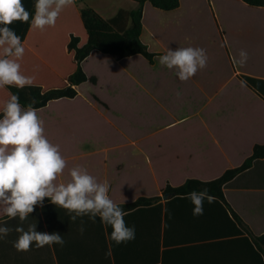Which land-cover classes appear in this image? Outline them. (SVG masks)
<instances>
[{
    "label": "crops",
    "instance_id": "1",
    "mask_svg": "<svg viewBox=\"0 0 264 264\" xmlns=\"http://www.w3.org/2000/svg\"><path fill=\"white\" fill-rule=\"evenodd\" d=\"M74 6L84 7L79 0H75ZM74 6L64 11L69 14ZM251 12L261 13V16L252 17L246 24H237L234 32L238 35L233 38L219 23L223 31L220 35L222 48L216 55L206 51L207 67L193 78L182 82L175 70L160 66L168 76V81L165 76L161 83L162 88L151 90L147 84L142 86L162 107L163 119L167 121V125L153 130L157 141L152 151L164 152V155L150 157L152 176L158 173L156 161L159 164L163 160L167 164L166 183L159 195H163L168 184L177 187L190 179L215 180L228 170L241 167L253 155L255 147L264 144V7H251ZM145 29L144 17L143 37ZM245 39L251 40V44L249 41L246 48L247 62L240 66L234 62L240 59L241 51L235 43L240 40L243 45ZM148 47L150 49V45ZM152 52L159 54L155 63L146 60L158 68L159 57L166 51ZM241 81H245L246 86L242 87ZM97 97L99 100L94 98L98 103L109 108L108 103ZM60 100L51 101L38 111L44 112ZM162 133H167V140L160 138ZM88 138L60 146L68 168L58 182L66 183L70 179L69 170L80 165L98 181L109 182L110 198L117 205L145 196L138 191L133 176L131 181L127 180V170L132 167L116 161L118 153H127L131 158L143 155L146 150L141 140L111 144L99 142L93 136ZM223 193L230 207L223 200L218 205L205 200L200 216L193 215L194 205L187 197L182 201L164 199L153 206L129 212L124 219L128 227L135 228V239L119 245L109 238L112 229L99 217L95 222L87 216L72 222L67 210L49 202L43 207L36 206L23 227L27 230L29 224H36L39 232H58L64 245L43 248L33 245L28 252H18L13 241L19 235L14 230L19 219L0 214V225L6 221V226L13 229L0 240V264H264V256L259 254L254 243H251V253L220 250L224 247L221 245L248 236L237 231L240 225L232 210L257 236L264 235V157L228 182ZM195 248L202 250L197 252Z\"/></svg>",
    "mask_w": 264,
    "mask_h": 264
},
{
    "label": "clouds",
    "instance_id": "2",
    "mask_svg": "<svg viewBox=\"0 0 264 264\" xmlns=\"http://www.w3.org/2000/svg\"><path fill=\"white\" fill-rule=\"evenodd\" d=\"M75 0H35L34 15L26 10L22 0H0V89L16 87L23 89L33 86L35 76L25 75L20 61L25 55V46L17 35L13 22L29 23L30 30L41 32L54 28L64 9L74 6ZM240 59L234 62L243 66L248 59L246 51L241 50ZM206 50L200 47L168 48L159 57L161 66L175 70L182 82L193 78L198 71L207 67ZM241 86H246L241 81ZM33 99L26 107L21 104L18 94L9 93L0 107V214L19 219L15 231L19 234L13 241L18 252H28L32 246L43 248L54 244L64 245L58 233L37 231L36 224L24 222L37 205L43 207L45 198L69 213L70 220L87 216L93 222L100 221L111 227L109 238L117 245L135 239V228L125 222L126 213L109 195L110 184L101 182L90 174L87 168L76 165L69 170L70 179L58 182L68 168L60 145L53 144L45 134L44 120L39 116ZM194 205L193 215H203L205 199L209 204L215 197L207 188L188 194ZM5 221L0 225V240L6 238L12 228ZM83 225V220H81ZM81 233L84 228L81 226Z\"/></svg>",
    "mask_w": 264,
    "mask_h": 264
},
{
    "label": "rangeland",
    "instance_id": "3",
    "mask_svg": "<svg viewBox=\"0 0 264 264\" xmlns=\"http://www.w3.org/2000/svg\"><path fill=\"white\" fill-rule=\"evenodd\" d=\"M79 2L84 7H94L107 18L113 17L120 9L133 10L138 6L133 0ZM259 16L261 13L251 12V7L242 0H182L178 10L169 12L147 3L143 38L152 51L200 47L216 55L222 48L220 35L223 31L219 23L233 38L238 35L237 31L234 32L237 24H246L252 17ZM75 17L72 16L73 19ZM63 25L73 28L78 35L84 34L83 25L76 20ZM242 41L243 45L238 40L235 46L246 51L251 40ZM49 56L60 70L74 65L65 54L64 47L49 52ZM160 66L159 63V67L154 68L142 55L117 60L109 54L93 52L84 62V68L89 75L98 76L99 82H86L80 87L77 98L56 101L50 109L38 111L45 123L46 136L53 144L60 146L83 142L91 136L99 142L111 144L141 140L146 150L143 155L131 158L127 153H118L116 161L126 162L132 167L127 170L126 177L129 181L132 176L136 179L140 193L145 196L159 195L166 183L167 164L163 160L159 164L156 161L158 173L152 176L150 157L164 155V152L152 151L157 141V137H153V130L159 125H167V121L163 119L162 107L142 86L147 84L151 90L153 87L156 90L162 88L166 75ZM95 96L108 103L109 108L98 103ZM160 138L167 140V133H162Z\"/></svg>",
    "mask_w": 264,
    "mask_h": 264
},
{
    "label": "trees",
    "instance_id": "4",
    "mask_svg": "<svg viewBox=\"0 0 264 264\" xmlns=\"http://www.w3.org/2000/svg\"><path fill=\"white\" fill-rule=\"evenodd\" d=\"M138 6L133 10L120 9L113 17L103 16L97 9L88 5L81 9L76 6L67 14L62 11L54 28H47L41 32L39 30H30V22L23 23L15 21L11 25L17 35L21 37L25 46V55L20 61L22 72L25 75L35 76L33 86H26L18 89L16 87H6L0 89V107L8 98L9 93L18 94L20 102L25 107L34 99L33 105L37 109L47 107L51 101L63 98L74 99L79 94V87L86 82L97 84V76H89L84 68V62L93 52H101L122 60L134 55L144 56L151 64L155 63V58L159 55L152 52L148 45L143 41L145 6L147 3L161 11H176L182 6V0H133ZM251 7H264V0H242ZM26 10L34 15L35 0H22ZM71 14V15H70ZM72 16H76L75 19ZM76 20L78 24L83 25L84 34L78 35L73 28H68L63 23L71 24ZM62 33V35H61ZM65 48V54H68L69 61H73L72 67L65 69L57 67L56 62L49 59V52H55L58 48ZM99 100V98L96 96ZM264 157V144L255 147L253 155L238 168L228 170L223 176L204 182L190 179L187 183L174 187L170 184L166 186L163 195L172 193L170 199L182 201L189 193L199 192L205 188L209 194L215 197V205L220 204V200L230 207L223 193V187L230 182L236 175L250 168L252 164ZM163 195L146 197L141 196L131 203L119 204L127 214L134 210L153 206L164 200ZM169 199V200H170ZM206 200V199H205ZM207 201V200H206ZM50 200L45 198L44 204ZM38 206V205H37ZM234 218L240 225L237 231L240 234L247 233L248 236L241 239L230 241L231 243L217 247L224 252L233 253L237 250L251 253V243L261 256H264V235L257 236L247 224L234 212ZM201 251L202 249H196ZM210 250V249H209ZM219 250V249H218ZM209 264H225L209 263Z\"/></svg>",
    "mask_w": 264,
    "mask_h": 264
},
{
    "label": "water",
    "instance_id": "5",
    "mask_svg": "<svg viewBox=\"0 0 264 264\" xmlns=\"http://www.w3.org/2000/svg\"><path fill=\"white\" fill-rule=\"evenodd\" d=\"M172 196H173L172 193H166V194L163 195L164 199H169V198H171Z\"/></svg>",
    "mask_w": 264,
    "mask_h": 264
}]
</instances>
